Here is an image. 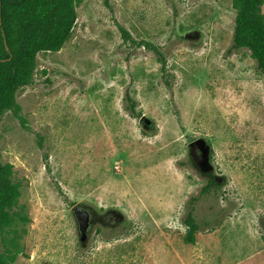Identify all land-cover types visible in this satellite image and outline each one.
<instances>
[{"label": "rangeland", "instance_id": "rangeland-1", "mask_svg": "<svg viewBox=\"0 0 264 264\" xmlns=\"http://www.w3.org/2000/svg\"><path fill=\"white\" fill-rule=\"evenodd\" d=\"M75 4L69 39L39 52L16 92L29 129L0 117V160L29 219L4 226L0 252L13 264H264V74L248 49L230 51L233 0ZM199 138L210 167L190 152ZM209 180L220 186L203 193ZM80 202L123 222L82 246ZM192 206L201 230L188 243Z\"/></svg>", "mask_w": 264, "mask_h": 264}, {"label": "trees", "instance_id": "trees-1", "mask_svg": "<svg viewBox=\"0 0 264 264\" xmlns=\"http://www.w3.org/2000/svg\"><path fill=\"white\" fill-rule=\"evenodd\" d=\"M75 1L0 0V117L11 111L29 129L16 92L32 82L38 53L59 51L71 36L77 20ZM233 4L236 18L230 51L248 49L258 71L264 74V0H233ZM146 46L158 54L165 67L159 48L151 43ZM126 100L131 114L137 115L136 104L129 94ZM12 168V164H3L0 160V232L17 219L29 220L16 210L21 191ZM213 185L220 186V183L209 180L202 192L211 191ZM184 223L187 227L184 240L195 243L196 233L201 230L195 206L188 211ZM15 257L14 251L0 252V264H13Z\"/></svg>", "mask_w": 264, "mask_h": 264}, {"label": "flooded vegetation", "instance_id": "flooded-vegetation-1", "mask_svg": "<svg viewBox=\"0 0 264 264\" xmlns=\"http://www.w3.org/2000/svg\"><path fill=\"white\" fill-rule=\"evenodd\" d=\"M203 140L205 139L199 138L192 141L189 144L190 152L192 156H194L196 159L198 158L201 164H207L210 167L211 147L207 142H203ZM79 205L89 211L90 226L88 231L89 233L91 232V234L95 233L99 229L110 228L113 224L123 222V215L115 208H101L86 202H80Z\"/></svg>", "mask_w": 264, "mask_h": 264}, {"label": "water", "instance_id": "water-1", "mask_svg": "<svg viewBox=\"0 0 264 264\" xmlns=\"http://www.w3.org/2000/svg\"><path fill=\"white\" fill-rule=\"evenodd\" d=\"M79 204L80 203L75 204L72 207V213L76 220L79 233V240L82 246H86L91 235V232L89 233L88 231L90 226V214L86 208L80 206Z\"/></svg>", "mask_w": 264, "mask_h": 264}]
</instances>
